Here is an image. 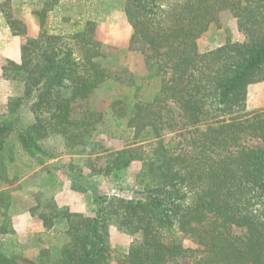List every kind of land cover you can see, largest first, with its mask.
Wrapping results in <instances>:
<instances>
[{
    "label": "trees",
    "instance_id": "1",
    "mask_svg": "<svg viewBox=\"0 0 264 264\" xmlns=\"http://www.w3.org/2000/svg\"><path fill=\"white\" fill-rule=\"evenodd\" d=\"M61 3L41 2L36 37L2 10L12 33L24 38L21 61L6 59L2 78L22 83L24 94L9 98L0 115V216L11 220L5 188L16 181L8 174L17 159L12 138L40 165L47 158L43 142L60 138L65 154L89 157L87 177H107L141 162L139 188L130 198L95 195L94 216L38 197L31 214L48 232L64 221L59 234L65 242L53 247L56 254L43 249L37 262L0 252V264H180L184 258L193 264H264V147L247 145L254 139L264 144V110H247L249 87L264 82V0H126L130 49L143 44L149 52L146 80L159 79L160 88L153 100L115 102L119 118L135 133L131 145L115 151L93 140L101 115L73 117L75 103L89 99L109 76L95 20L85 19L69 34L49 28V13ZM222 13L237 20L243 41L229 39L200 52L199 39L211 26L222 27ZM172 106L189 130L184 141L163 135L176 124ZM69 171L73 190H89L79 187L85 177L80 168ZM112 225L141 235L128 253L112 248ZM13 232L0 226L1 234ZM187 240L197 248L186 246Z\"/></svg>",
    "mask_w": 264,
    "mask_h": 264
},
{
    "label": "rangeland",
    "instance_id": "2",
    "mask_svg": "<svg viewBox=\"0 0 264 264\" xmlns=\"http://www.w3.org/2000/svg\"><path fill=\"white\" fill-rule=\"evenodd\" d=\"M43 0H16L14 4L10 0L7 4L5 0H0V9H8L13 14V7H27L33 12L41 7ZM126 0H63L62 6L49 13L47 19L48 26L54 33L69 34L81 28L85 19H93L97 23V39L103 45L105 56L100 59L109 76L108 80L101 85L87 100H79L74 105L73 117L81 118L92 113L101 115L102 120L96 124L93 140L105 146L108 150L115 151L123 149L133 143L134 131L127 126V120L119 118L116 113L115 102L122 100L131 104L136 100H153L155 93L160 88V80H146L150 74L146 65V54L143 44H138L130 49V39L133 29L127 21L125 15ZM0 10V13H1ZM221 28L211 26L210 29L199 39L198 46L202 53L216 49L232 39L234 42L243 41L244 37L240 33L237 20L229 13H222L220 16ZM6 56L0 57V64L3 65ZM24 85L19 82L0 79V115L6 113L7 103L12 96H19L23 92ZM172 115L174 127L163 132L167 141H184L189 138V130L178 122L176 114ZM247 110H264V82L251 85L248 89ZM30 121L24 115V124ZM47 158L44 157V165H40L37 160L30 158L19 147L16 138H12L9 146L16 153V161L10 165L8 174L16 177V181L6 185L11 203L19 193H25L28 200L37 203L38 197L44 202L55 196L63 186L71 185V190L79 194L81 199L75 203L74 211L87 216H94L97 211L95 195L109 194L123 197L135 196L137 191V175L142 163L135 162L127 169L113 175L90 176L88 169L87 155H67L65 154L63 142L58 137H50L43 142ZM248 146L262 148L264 144L258 140H250ZM78 167L83 173L84 179H79L78 184L81 189H89L86 192L72 189V178L69 169ZM45 168V171H42ZM16 201L23 203L24 196L21 194ZM27 200V199H26ZM0 207V213L2 211ZM70 209V208H69ZM11 218V217H10ZM8 225L14 229L15 220L0 216V226ZM66 229L64 221H59L55 228L43 233H24L23 236L16 235L15 230L10 234L0 233V252L8 256L26 258L32 262L39 260V255L43 249H51L53 254L56 251L53 247L61 246L65 238L59 232ZM240 234V229H235ZM141 235H130L121 230L116 225L110 227V244L119 254H126L131 244ZM185 245L197 248L191 241H185ZM201 256L202 254H198ZM28 264V263H26ZM111 264H116L112 262ZM180 264H193L192 259L184 258Z\"/></svg>",
    "mask_w": 264,
    "mask_h": 264
},
{
    "label": "crops",
    "instance_id": "3",
    "mask_svg": "<svg viewBox=\"0 0 264 264\" xmlns=\"http://www.w3.org/2000/svg\"><path fill=\"white\" fill-rule=\"evenodd\" d=\"M13 3H16V0H12ZM63 2V0H61ZM13 16L14 18L22 21L25 24L27 29V36L36 37L40 31V18L39 16L29 10L27 7L20 8L13 7ZM1 10V9H0ZM24 42V38L21 36L14 35L7 23L5 14L1 10L0 13V57L6 56V58L14 60L16 62L21 61V46ZM2 76V65L0 64V79ZM23 92L19 95L22 96ZM17 97V96H12ZM23 195L24 198L23 203L16 201V198H20V195ZM27 199V200H26ZM78 199H81L79 194L75 193L71 190V185L67 184L63 186V188L57 192L55 196V201L60 207L70 208L72 212L76 207L75 203ZM14 202L11 204L9 208V216L15 220L14 230L16 235L23 236L24 233H43L47 231L44 227V223L37 216H33L30 212V207L35 205V203L30 202L28 200V196L25 193H19L13 199ZM39 257V256H38Z\"/></svg>",
    "mask_w": 264,
    "mask_h": 264
}]
</instances>
